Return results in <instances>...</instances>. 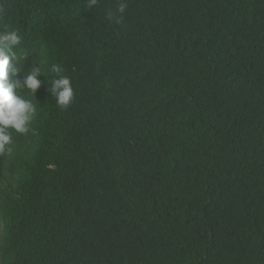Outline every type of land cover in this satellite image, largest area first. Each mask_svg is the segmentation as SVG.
Wrapping results in <instances>:
<instances>
[{
    "label": "trees",
    "instance_id": "obj_1",
    "mask_svg": "<svg viewBox=\"0 0 264 264\" xmlns=\"http://www.w3.org/2000/svg\"><path fill=\"white\" fill-rule=\"evenodd\" d=\"M121 2L0 0L18 77L43 72L0 155V264H264V0Z\"/></svg>",
    "mask_w": 264,
    "mask_h": 264
},
{
    "label": "clouds",
    "instance_id": "obj_2",
    "mask_svg": "<svg viewBox=\"0 0 264 264\" xmlns=\"http://www.w3.org/2000/svg\"><path fill=\"white\" fill-rule=\"evenodd\" d=\"M97 2L88 0V6H94ZM126 8L127 3L122 0L115 12H108V18L117 24L121 23ZM21 40L18 29L6 26L0 30V155L12 151L11 130L21 134L34 132L30 125L37 108L31 99L26 98V93L35 96L42 83L38 77L43 72L41 65L36 64L18 77L22 69L17 66L18 57L14 49L20 45ZM50 71L53 76L48 91L55 97L57 106L66 109L74 98L71 79L63 74L64 69L59 64H52Z\"/></svg>",
    "mask_w": 264,
    "mask_h": 264
}]
</instances>
